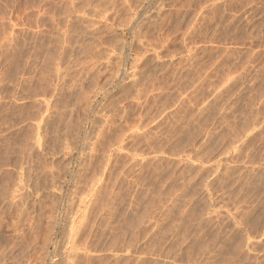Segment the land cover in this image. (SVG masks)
Here are the masks:
<instances>
[{
    "label": "rangeland",
    "instance_id": "374dc122",
    "mask_svg": "<svg viewBox=\"0 0 264 264\" xmlns=\"http://www.w3.org/2000/svg\"><path fill=\"white\" fill-rule=\"evenodd\" d=\"M0 264H264V0H0Z\"/></svg>",
    "mask_w": 264,
    "mask_h": 264
},
{
    "label": "bare ground",
    "instance_id": "6f19581e",
    "mask_svg": "<svg viewBox=\"0 0 264 264\" xmlns=\"http://www.w3.org/2000/svg\"><path fill=\"white\" fill-rule=\"evenodd\" d=\"M145 21H146V19H145ZM138 32V31H137ZM137 34V33H136ZM135 39V38H134Z\"/></svg>",
    "mask_w": 264,
    "mask_h": 264
}]
</instances>
